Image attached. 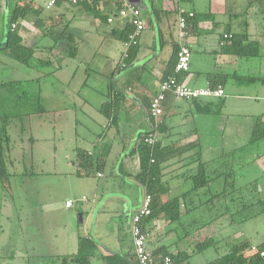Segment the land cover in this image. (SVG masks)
Wrapping results in <instances>:
<instances>
[{
	"label": "crops",
	"instance_id": "1",
	"mask_svg": "<svg viewBox=\"0 0 264 264\" xmlns=\"http://www.w3.org/2000/svg\"><path fill=\"white\" fill-rule=\"evenodd\" d=\"M133 1L137 3L141 9L142 18L145 22V29L138 39V47L134 53L132 63L129 65L127 64L128 66L125 68L126 70H123V76L119 74V78L122 76L121 82H118L116 88L118 89V92H124V96L129 95L128 91L134 93L135 96L133 99L138 101L140 109L142 110L143 118L142 120L137 118L136 111L133 112L128 109V106L132 105L127 103L126 96H122L123 99L121 101L117 125L112 127L107 122L105 124V132L97 136L96 144H94L95 141L93 140V147H90L87 151H92L94 148L98 147L100 148L99 151L102 150L105 152L106 148L109 146L111 150L104 164L105 166L115 147L120 146L121 152L123 154L125 152L124 140L122 141L121 139L123 138L120 139L119 137V135H121L119 130L120 126L125 122H135L138 128L132 133L133 153V149L141 134L150 130L153 125L145 116L144 109L158 93L162 80L168 77H166V72L172 67L175 60L177 61V51L181 42L177 33L179 11L185 9L187 12L194 13L195 19H190L188 21L187 35L183 40L192 51L190 70L187 73H181L179 75L181 79L179 80L187 86L198 88L210 86L211 81H222L224 83L223 87L225 91V106L222 113L227 114V118L224 119L227 121V126L217 129L215 127L216 124L221 123V121L214 117L220 116L213 112L214 110H217L216 98L205 97L198 99V101L196 100V102L173 98L171 99L170 104L166 105L167 108L165 107L166 103L164 104V113L160 117L159 122H162L165 127H163L162 133H158V140L161 143L160 146L164 148V154L167 157L163 167L167 175L165 177L166 179H169V185L172 189L170 195H181L185 188H183L181 180L179 183L178 177L175 176L176 173L184 172L198 165V162L196 163L194 160V156L198 154L200 155V153L203 156L205 151H208L211 155L216 156L222 151H231L245 145L252 130V116L260 115L264 112V103H261L264 102V31L260 30V28L258 29L259 24L256 20V17L259 15L264 21V10L257 7L256 10L252 11V7H249L247 4L248 10L244 11L242 10L245 5L244 2L238 3L237 1L235 2L236 4L232 2V12L227 19L226 15L229 6L228 0H219L218 5L215 6L219 7L216 13L211 9V6L205 9L209 10L212 15L207 14L205 11L201 13L194 7H185L183 4L186 2H183L182 4L181 2L179 3L178 0ZM0 2L4 20L9 19L10 2L8 3L7 0H0ZM20 2L21 4L26 3L31 5L33 10L38 11V13L29 12L24 19L17 23L18 34L23 40L22 43L25 46L37 47L35 48L36 55L39 53H47L39 46V42L41 43V41L47 37L43 33V29L49 27H51L52 30L58 28L63 29L64 24L62 23V19L66 18V12L69 11L67 6L69 5L64 1H61L58 6L48 10V13H45L47 10L43 8L44 0H20ZM122 4L124 3L119 2V0L100 1V3L96 5V12L88 11L85 12L84 16H73V21L76 20L75 22L83 23L84 25H89L94 28L101 27L103 23H105L109 30L105 32L100 30V32H102H99L98 36L104 39H120V35L124 33L127 28L129 29V27H132L129 26L130 23L128 19H122L118 16V10L123 6ZM73 7L79 9L77 6ZM111 16H114V21L109 23L108 18ZM241 17H244V19ZM106 18L107 20H105ZM1 26L3 27L4 24ZM223 26L224 28L222 30ZM261 28H263V26H261ZM79 29L81 30V28ZM73 30L77 29L74 27ZM245 30L248 32V39L244 44L242 55L238 56L236 53L237 47H229V44L227 43L228 46H223L222 42H226L223 40L224 34L241 33ZM56 32L58 31H55L54 33ZM74 32L75 31L68 32V34L71 35V38L72 34H75ZM1 33H3V37L0 39L4 40H0V47H3L7 41L6 39L8 35L6 25ZM85 39H87V37ZM50 40V45L55 42L52 39ZM45 41H48V39ZM121 42L123 44V41ZM57 44L58 48L54 49L52 54L62 65L58 74L62 77V81H70V79L74 77V73L70 72V69H68V63H64L66 61L65 51H68L70 44L67 41L58 42ZM43 45L47 44L44 43L41 46ZM2 50L7 56L9 55L8 50ZM254 58L258 59V66L255 69H253ZM121 62L123 63V66H126L123 56ZM6 64L7 63H5V65ZM63 67H66L67 69ZM253 72L255 74L259 73L262 80L250 83L244 79H238L237 77L251 75ZM127 74L132 75L131 85L124 84V78ZM144 76L148 79V84L141 82V79H143L142 77ZM39 89H41V92L43 93L42 85ZM108 96L109 94L106 97ZM103 105L104 103L101 105V108ZM257 105L260 106V113H250L249 110L251 111V109H255ZM229 107H231V109H229L228 112H230V110L234 111L227 113ZM66 108L67 109L56 111L55 114L57 117H55L54 125L58 126L57 144H61L63 139L66 138L71 143L70 146L68 145L71 154H67L66 158L64 157V160L59 163L57 162V170H55L56 173L67 175V177L77 176L76 180L72 179L69 183L74 190L78 188V186L81 187L82 184L80 181H83L88 177L81 178L78 174L82 172V166L78 165V162H76L77 149L81 148L77 146L78 144L76 143L77 131H75V129H77L78 121L75 117L76 110H71L70 106H67ZM121 110L123 113L131 111V115H128L125 118L122 115L120 118ZM65 113H72L73 116L66 117L63 115ZM232 113L243 116L244 119H240L242 121L240 124L239 120L235 121ZM230 115H232L233 118H231ZM32 121L33 120H29L28 122L32 123ZM36 123L37 128L39 129L41 124L38 121H34L33 125ZM242 123H247V132L243 128H240ZM66 127L67 130L64 131V128L66 129ZM29 128L31 129V125L30 127L28 126V129ZM228 128L230 130V135L227 140V145L232 144V148L226 149L228 147L216 142H204V140H213V134L220 135ZM74 135H76V140L73 145ZM193 141L195 145L197 143L201 144V152L198 149L199 147H194V144L193 148L192 145L187 146L188 143ZM238 141H241L240 144H237ZM99 151L97 153H99ZM172 153H175L177 156L173 158ZM135 155L136 159L134 161H131V158H128L126 155L123 156L119 165V173L127 179L130 178L129 181L134 183L138 189V195H56L54 199L49 201L50 203L47 201L40 205L42 213H44L45 209L50 207L51 211L54 213V215H52V222L55 223V220H57L56 222L62 225V228L59 229L61 232L56 234L54 238L57 245H52L54 248L59 247L62 249V252L58 253V256L63 258L77 254L79 251L80 237L92 239L93 236L91 237V234H96L98 227L102 226L103 230L101 234L105 240L110 242V245L106 242L104 243L106 248L103 247V244L99 249L96 244L95 255H98L97 257L100 258L104 264L107 263L102 257L110 254L126 255L127 258L130 257L132 259L131 256L134 255L133 238L131 234L132 218L138 208L142 205L146 193L141 181L137 178V175L140 172V165L139 157L137 154ZM186 158L187 160H184ZM262 159L264 164V156ZM187 163H189L188 166H186ZM100 173L102 174L101 177H104V171L101 170ZM78 179H80L79 182H77ZM69 200H72L73 203L68 207L66 202ZM116 202L120 209L117 208L115 204ZM32 205L33 204H31V206ZM101 214H105L106 217L111 214L114 216L117 228L112 235L108 234L110 230L104 226L105 219H103V222L101 223ZM161 223H163V221L156 222V224L153 225L152 239H154V243L148 242V248L149 250H153L155 247L169 244L170 250L174 252L177 249V245H175L176 239H173L172 237H165L163 239L162 235H164L166 224L164 225ZM42 226L43 225H41V227ZM81 226H83L84 233H81ZM224 228L225 230L223 229V231L230 233V235L227 236L222 234L220 236L227 238V241L215 244L211 248L195 253L190 259L191 264H206L225 255L231 249L236 248L239 244L244 245V255L248 256L251 252L249 246L256 248L259 245L253 241L247 240L243 235L244 238H241L238 236L240 234L234 233L233 229H230L228 226ZM180 248L185 249V246H180ZM210 249L212 250V253L209 254L205 260L201 262H193V258L200 255L205 256V252H208Z\"/></svg>",
	"mask_w": 264,
	"mask_h": 264
},
{
	"label": "rangeland",
	"instance_id": "2",
	"mask_svg": "<svg viewBox=\"0 0 264 264\" xmlns=\"http://www.w3.org/2000/svg\"><path fill=\"white\" fill-rule=\"evenodd\" d=\"M15 1L16 0H10V10L14 6ZM237 1L238 3H245L242 10H248V0H228L227 19L232 12V2L235 3ZM218 2L219 0H190L182 4L185 7H194L201 13L205 11L207 14L212 15L209 10L205 9L211 6V9L216 13L219 7L215 6L218 5ZM67 9L69 11L66 12V18L63 17L64 19H62V23L64 24L63 27L68 26L67 32L75 31V34H72V39L74 44L78 47L76 55L66 56V61L64 62L68 63V69H70V72L74 73V77H70L71 79L69 78L70 81L61 80L62 77L58 74L60 71L58 68L59 62L56 58L52 57L53 54L51 53H39L33 56L36 59H43L51 56L54 61L53 64L44 67L40 64L36 66V63L31 66H25L9 55L7 56L0 47V83L4 81H18L21 79L26 81L14 85L12 87L13 94L10 96L7 94V91H5L4 101L0 104L1 111L20 116L8 120V123L10 122L11 124L9 127L11 143L7 156V165L10 173L13 175L8 181L9 186L5 183L8 190L7 188L4 189L7 191H3V187L0 185V195H2V208L0 212V264H63V258L58 256V253L62 252V249L52 246L57 245L54 238L56 234L61 232L59 229L62 228V225L57 223V220H55V223L52 222V215H54V213L51 211L50 207L45 209L44 213L40 210L41 204L51 201L56 195H138V189L134 183L129 181L130 178L127 179L119 173V165L124 155L131 158V161L136 159L135 153H132V133L138 128L135 122H125L120 126L119 130L121 135H119V137L120 139L123 138L121 139L122 141L124 140L125 152L124 154L121 152L120 146L113 149L108 163L102 169L104 171V177H97L96 172L92 170H90V174L88 173L89 175H85V171L83 170L81 178H88H85L83 181L78 179L77 182L80 181L82 186H78V188L73 190L69 183L72 179L76 180L77 176L67 177V175L56 173V163L64 160L67 154H71L70 148L68 147L71 143L66 138L63 139L61 144H57L58 126L54 125L55 117H57L55 114L56 111L67 109V106H70L71 110H76L75 117L78 120L77 129H75V131H77L76 143L78 144L77 146L88 150L90 147H93V140L95 141L94 144H96L97 136L105 132V124L108 120L100 112V108L101 105L108 100L106 96L109 93L108 84L110 79L116 74V87L118 82H121V77L124 74L123 70H126L122 68L123 63L121 62V58L124 53V48L120 39H104L98 36L100 30L104 32L108 31V26L103 23L101 27L94 28L89 25H84L83 23L75 22L76 20L73 21V16H84L85 11L79 10L72 5L67 6ZM256 9L257 7L254 6L251 8L252 11ZM48 12L47 10L45 13ZM241 18L244 19V17ZM256 20L259 24L258 29L260 28V30L264 31V21L259 15L256 17ZM261 20L262 23L260 25ZM2 24H4V26L6 25L7 30L9 29V21L8 19L4 20L0 2V38L3 37V33L1 32H3L4 26L2 27ZM76 26L81 28V30ZM261 26H263V28H261ZM74 27L77 30H73ZM223 28L224 26L222 30ZM86 37L87 39H85ZM46 39H48V41H45ZM50 39L52 38H44L41 43L39 42V46L44 43L49 45L51 42ZM257 62L258 59L254 58L253 66L255 68L258 66ZM5 63L7 64L5 65ZM117 65H119L120 68ZM118 71L121 73H118ZM119 74L122 75L120 78ZM256 74L259 75V73ZM126 78H132V76L127 74L124 79ZM142 78L141 82L145 84L149 83L145 76ZM37 79H40L39 81L42 83V104L47 110V112L43 114H33L36 104V100L33 96L36 95V92L40 88L36 81ZM123 93L124 92H122V95L124 96ZM128 94L129 95H125L127 97V103L132 105L128 106V109L133 112L136 111L137 118L142 120V110L140 109L138 101L133 99L135 96L134 93L128 91ZM20 105H22V107H18ZM259 108L260 106L257 105L255 109H251L249 112H257L256 114H259ZM229 109H231V107L227 109V113L234 111L230 110V112H228ZM130 112L123 113L121 110L120 118L122 115L124 118L131 115ZM223 114L214 116L217 120L221 121V123L216 124V129L227 126V121L224 120L227 118V114ZM63 115L66 117L73 116L72 113H65ZM232 115L235 121L239 120V124L242 122L240 119H244L242 115L234 113H232ZM232 115H230L231 118H233ZM29 120H33L32 123H29ZM34 121L40 122L41 127L39 129L37 128V123L33 125ZM30 125L31 129H28ZM229 128L220 135L213 134V140H204V142H216L228 147L226 149L232 148V144L227 145V140L230 135ZM240 128H243L247 132V123H242ZM66 130L67 127L66 129L64 128V131ZM75 140L76 135H74L73 145ZM240 142L241 141H238L237 144H240ZM212 156L214 155L205 151L203 159L208 160ZM251 156L252 155H247L246 157L249 158ZM253 157L256 158L255 156ZM253 157L250 158L249 164L244 167L243 170L237 171L238 183L241 184H249L251 179L260 177L257 182L248 185L247 189L244 190L243 195H247L245 200L250 198L249 195H255L253 198L251 197L250 200L264 198L263 159L261 160L262 157H257V159L254 160ZM188 187L189 184L183 185V188H185L184 190ZM31 204L33 205L31 206ZM115 204L117 208L120 209L117 202ZM232 213L234 214L231 218L227 216L219 219V221H212L206 228L208 229L207 232L203 233V235L196 237L197 235L193 234L185 240L183 239L179 242L180 246L193 248L195 247L196 241H202L206 236L210 237L214 235L219 237L222 234L228 236L230 233L223 231V229L225 230L224 227L227 226L233 229L234 233L240 234L238 236L241 238L245 237L247 240L253 241L256 244H260L264 241V203H258L253 207L242 208L241 210L239 208H234ZM101 215V223L103 219H105L104 226L110 230L108 234L112 235L117 228L114 216L112 214L107 217L105 214ZM232 218L233 222L230 223V219ZM161 224L165 225V222L163 221ZM41 225L43 226L41 227ZM81 230V233H84L83 226H81ZM102 230V226H100L96 234H91V237L93 236V238L95 237L97 239L94 238L95 242L92 238L99 249L106 242L110 245V242L105 240L101 234ZM162 237L164 239L166 235L164 234ZM171 237L176 239L177 235L172 233ZM226 241L227 239L225 242ZM215 242L216 239L212 237V243L214 244ZM103 247H105V244ZM205 253V256L200 255L193 258V262L205 260V258L212 253V250L210 249ZM91 264L104 263L96 256L91 259Z\"/></svg>",
	"mask_w": 264,
	"mask_h": 264
},
{
	"label": "trees",
	"instance_id": "3",
	"mask_svg": "<svg viewBox=\"0 0 264 264\" xmlns=\"http://www.w3.org/2000/svg\"><path fill=\"white\" fill-rule=\"evenodd\" d=\"M7 1L8 3L10 2V0ZM100 1L108 0L81 1L76 6L79 8V10L85 12H96V5H98ZM127 1L138 6L135 2L129 0ZM188 1L190 0H178L179 3ZM119 2L124 3L123 0H119ZM43 3V8L46 9V0H44ZM60 3L61 1H59L56 6H58ZM247 4L249 7L254 6L264 10V0H248ZM29 12L38 13L37 10H33L31 5L26 3L21 4L20 0L15 1L14 6L10 10L8 19L9 29L6 39L7 41L3 47L1 46V48L8 50L10 57L25 66H31L36 63V66L40 64L44 67L53 64L54 61L52 60L51 56L43 59H36L33 55H35V48L37 47L25 46L22 43L23 40L18 34L17 23L24 19ZM194 17L190 19L194 20ZM105 20H107V18ZM13 24H16L15 28H13ZM129 26H132L133 28L129 27L130 30L127 28L125 32L120 35L121 37H119L120 40L123 41L124 48L125 44L129 42L130 35L135 29L132 24H129ZM67 30L68 26L64 27L63 29L58 28L55 30H52L51 27L43 29L45 36L52 38V40L55 42L51 45L49 44L40 46L41 49H43L45 52H48V54H52L53 50L58 48V42L67 41L70 45L68 47V51H65L66 56H75L78 51V47L74 44L73 39L71 38V35L68 34ZM55 31L58 32L54 33ZM229 34H232V37L224 42L223 46L229 44V47H237L236 53L238 56L242 55L244 44L248 39V32L245 30L241 33ZM223 40L225 41V39ZM137 44H132L129 47L128 56L124 59V62L126 61L128 65L132 63L134 53L138 47ZM123 55L124 53L122 56ZM52 57L55 58L54 55H52ZM127 64L124 67L122 66V68H127ZM175 65L176 60L172 64V67H170L166 72V77L174 73L173 71ZM58 68H62L60 62L58 63ZM253 69H255L254 66ZM118 73L121 72L118 71ZM179 75L178 79H181ZM115 76L116 74L111 77L108 84V101L104 103L102 108H100V112L107 118L108 124L112 127L116 126L118 123L117 119L120 112L121 101L124 97L122 92H118V89L115 87ZM237 77L238 79H244L250 83L259 82L262 80V78H260V76L254 72L251 75ZM39 80L40 79H37L36 81L40 87L41 82ZM131 81L132 78H126L125 84L131 85ZM24 82L26 81L22 79L18 81L15 80L1 82L0 104L2 101H4L3 99L5 91H7V94L10 96L13 94L12 87L16 84H21ZM219 86L224 89V83L220 80H216L215 82L211 81V85L209 87L217 88ZM224 97L225 94L222 97L216 98L217 110H214L213 112H215L217 115L223 114L222 112L225 106ZM33 98L36 100L33 114L46 113L47 110L42 104L43 98L41 89L36 92V95H34ZM173 98H176L174 94L169 93L166 95V100L164 101V104L166 103V108V105H169L171 99ZM196 100L198 101V99L192 101L196 102ZM150 104L151 102L147 104L144 112L145 116L152 122L153 125L151 126L150 130L144 132L143 134H148L149 132H157V134L162 133L163 127L165 126L162 122H156L150 111ZM164 104L163 113L165 109ZM18 107H22V105ZM202 111L208 112L206 110ZM13 117L17 118L20 116L10 112L1 111L0 109V185L3 187V191L8 190V181L13 175L10 173L7 165V156L11 143V135L9 133V127L11 124L10 122L8 123V120L12 119ZM252 121V130L245 145L235 148L231 151H222L220 154L209 158V160H204L200 153V155L198 154L194 156V160L196 163L198 162V165L184 172L178 174L176 173L175 176L178 177L179 183L181 180L183 185L189 184V187L184 190L181 195H170L172 189L169 185V179H166L165 177L167 175L163 167L167 157L164 154V148L160 146L161 143L158 140V137L157 141L153 145H149L145 143V138L142 136L143 134H141L136 146L133 149V153L137 154L139 157L140 172L137 175V178L141 181L146 193H149L152 196L150 207L151 213L142 218V229L144 233L147 234V242L149 243H154V239H152V228L153 225L159 221H164L166 224L164 228V234L166 235V238L171 237L172 233L177 235L175 240L177 249L174 252L170 250L169 244H163L161 246L155 247L153 250H150L155 258V261H160L162 258L169 256L175 264H191L190 259L195 255V253L211 248L215 244L225 242L227 238L223 236L216 237L214 235L210 237L206 236L202 241H196L195 247H185V249L180 248L179 242H181L183 239L185 240L193 234H196V237L203 235V233L207 232L208 229L206 228L212 221H219V219L227 216L231 218L234 214L232 213L234 208H239L241 210L242 208L253 207L258 203H264V198L250 200L251 197L253 198L255 195H249L250 198L245 200L247 195H243V192L245 189H247L248 185H251L253 182H257L258 178L250 180L249 184L238 183L237 179L238 172L249 164L248 162L251 160V157L255 156L256 158L253 157L255 160L257 157L264 156V112L260 115L252 116ZM193 144L195 145L194 141L188 143L187 146L192 145L193 148ZM197 144L194 147H199L198 149L201 152V144ZM99 149L100 148L98 147L94 148L92 151H87L82 148L77 149L76 162H78V165L82 166L81 170L85 171V175L90 173V170H92L96 172L98 177H101L99 176V173L103 169L111 149L109 146L106 148L105 152L102 150L99 151ZM98 151L99 153H97ZM247 155L252 156L247 158ZM172 156L174 158L177 155L172 153ZM184 160H187V158ZM188 164L189 163H187L186 166H188ZM78 174L80 176L83 175L82 172ZM4 188H7V190ZM1 197L2 195H0V212L2 208ZM230 220V223H232L233 218ZM212 237L216 239L214 244L212 243ZM95 248L96 244L93 239L80 237L78 253L68 257H63V264H91V259L95 256H98L95 255ZM249 248L251 252L248 256H245V247L244 245L239 244L236 246V248L231 249L225 255L206 264H264V256L261 255L262 252L264 253V241L256 248H252L251 246H249ZM131 257L132 259L130 257L129 259L126 257V255L110 254L108 256L102 257V259L106 261L107 264H139L136 261L134 255Z\"/></svg>",
	"mask_w": 264,
	"mask_h": 264
},
{
	"label": "built area",
	"instance_id": "4",
	"mask_svg": "<svg viewBox=\"0 0 264 264\" xmlns=\"http://www.w3.org/2000/svg\"><path fill=\"white\" fill-rule=\"evenodd\" d=\"M59 1H64L67 4L76 6L81 1H91V0H46L45 8L51 10L59 3ZM124 5L118 10V16L122 19H128L129 23L134 26V31L129 37V42L125 44V52L123 58L128 56L129 47L132 44L138 43V38L141 36L145 29V22L142 18L141 9L129 3L127 0H123ZM194 17V13L187 12L185 9H181L178 15V38L181 41L177 51V61L174 68V73L169 75L167 78L162 80L159 87V92L152 99L150 104V111L155 118L156 122L159 123L160 117L163 115V104L166 100V95L171 93L174 94L177 99H183L187 101H192L200 98H217L222 97L225 94L224 89L219 86L217 88L205 87H190L182 83L178 79V75L181 73H186L190 70L192 51L186 43L183 42L187 35V26L190 18ZM114 21V16L108 18V22L112 23ZM16 24H13V28ZM232 34H224L225 41L229 40ZM224 44V42H222ZM156 123V125H157ZM145 143L153 145L157 141L158 134L148 133L143 134ZM99 176L102 174L99 173ZM152 202V196L149 193H145L142 205L138 208L136 213L133 215L131 223V234L133 238V249L136 261L139 264H175L169 256L162 258L160 261H155L152 252L147 246V234L144 233L141 220L143 217L151 213L150 207ZM72 200L66 202L69 207L72 205ZM261 255L264 256L262 252Z\"/></svg>",
	"mask_w": 264,
	"mask_h": 264
},
{
	"label": "water",
	"instance_id": "5",
	"mask_svg": "<svg viewBox=\"0 0 264 264\" xmlns=\"http://www.w3.org/2000/svg\"><path fill=\"white\" fill-rule=\"evenodd\" d=\"M129 1H132V2H134L133 0H129ZM137 4V3H136Z\"/></svg>",
	"mask_w": 264,
	"mask_h": 264
}]
</instances>
